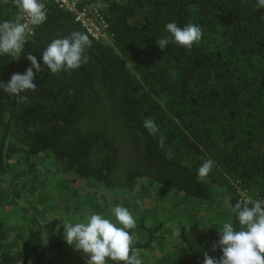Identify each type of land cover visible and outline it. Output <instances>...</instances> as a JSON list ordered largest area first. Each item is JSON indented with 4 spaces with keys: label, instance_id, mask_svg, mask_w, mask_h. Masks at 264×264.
Here are the masks:
<instances>
[{
    "label": "trees",
    "instance_id": "trees-1",
    "mask_svg": "<svg viewBox=\"0 0 264 264\" xmlns=\"http://www.w3.org/2000/svg\"><path fill=\"white\" fill-rule=\"evenodd\" d=\"M43 2L47 19L29 25L35 35L20 55H0L3 83L31 67L29 53L42 66L25 99L0 88V264H86L64 239V223L92 213L115 222L111 210L121 205L135 217L129 232L143 264L219 259V229L230 219L239 227L231 207L264 201V8L257 0H77L107 25L94 39L71 12ZM16 14L0 0V23ZM173 21L200 26L201 41L162 51L156 42ZM72 31L89 36L90 59L53 74L42 52ZM207 159L215 166L198 179ZM147 187L171 193L161 212L172 211L168 233L176 228L172 246L152 256L145 249L160 215L151 220L155 208L138 211L135 201Z\"/></svg>",
    "mask_w": 264,
    "mask_h": 264
},
{
    "label": "clouds",
    "instance_id": "clouds-1",
    "mask_svg": "<svg viewBox=\"0 0 264 264\" xmlns=\"http://www.w3.org/2000/svg\"><path fill=\"white\" fill-rule=\"evenodd\" d=\"M4 3H9V0H4ZM11 3L17 9V14L14 20L0 23V55L16 57L22 52L29 34L35 35L34 32L30 33L29 25L43 24L47 19V8L42 0H11ZM257 5L264 8V0H257ZM25 20L27 23L22 22ZM165 27L169 36L156 42L162 51L170 42L191 49L203 36L201 27L192 23L179 27L173 21ZM91 46L92 41L87 34L72 31L48 44L42 52V63L53 74L70 72L89 61L86 49ZM27 59L31 67L25 69L23 74L13 73L7 83L0 82V88L21 100L26 98L21 93L36 90V72L42 71L41 63L35 56L29 53ZM175 122L180 124L179 119H175ZM144 127L153 134L159 131L152 119H146ZM164 142V137H160L161 147ZM214 166L215 161L205 160L198 168V179L206 178ZM111 211L115 222L95 213L88 215L86 221L65 222L64 239L88 256L86 264H107V260L116 264H143L139 258L141 250L134 246L135 236L129 232L136 227L135 217L123 206H115ZM231 212L239 227L234 225L232 219L223 223L218 241L222 256L216 259L205 253L203 264H264V201L251 197L246 201L239 200L231 207Z\"/></svg>",
    "mask_w": 264,
    "mask_h": 264
},
{
    "label": "rangeland",
    "instance_id": "rangeland-1",
    "mask_svg": "<svg viewBox=\"0 0 264 264\" xmlns=\"http://www.w3.org/2000/svg\"><path fill=\"white\" fill-rule=\"evenodd\" d=\"M79 182L80 181L75 180V182L73 184L74 185L73 188H77L78 187L77 185ZM68 190H70V189H67L66 191H68ZM163 190L164 189L155 191L154 189L147 187V188L140 189L138 197L137 196L135 197V201L138 203L137 207H136L138 211L144 209V211L147 212L146 209L153 207L155 209H154V213L151 215V220H156L155 214L160 215V217H159L161 220L160 227L157 230H155L154 233L151 232V234L153 233V235H154L153 236L154 237L153 242H151V244H150L151 246L149 248L147 247V249H145V252L150 254L151 256H152V254L158 255L160 252L164 253L167 248H170V246H172V245H170V243L173 241L172 239H173L174 235L176 234V228L172 229V231L168 233V230H169L170 225H171L169 218L171 217L172 211L168 212L165 210V212H166L165 216H163L164 213L161 212L162 204H165L166 206H168L170 204V202L168 204V200L172 196L171 193H169L167 191H163ZM134 191H131V194H134ZM41 192H42L41 189H37V192H34V194L41 193ZM44 192L48 193V191H46V190ZM149 192H151V194H149V196H146L145 194H147ZM36 197H37V195H35V198ZM158 197H160L161 200H158L159 199ZM29 198H31L30 195H28L26 197V200L30 201ZM224 198H226V197H224ZM152 199L154 200V205L150 207V203H151ZM125 206L126 205H123V207H125ZM199 210H200V212H205V210L202 206L200 207ZM218 214L222 215V211L218 212ZM151 220L147 219L146 222H149ZM165 226H168L169 228L166 230ZM139 231H141V230L138 229V232ZM141 237L142 236H139V238H138L139 243L141 242ZM173 249H175V248H173ZM74 254L76 257L80 258L83 263L86 262L88 259L87 255L84 254L80 250L76 249V252ZM150 263H154V260L152 258L150 259Z\"/></svg>",
    "mask_w": 264,
    "mask_h": 264
},
{
    "label": "built area",
    "instance_id": "built-area-1",
    "mask_svg": "<svg viewBox=\"0 0 264 264\" xmlns=\"http://www.w3.org/2000/svg\"><path fill=\"white\" fill-rule=\"evenodd\" d=\"M46 1V0H42ZM55 3L59 8H63L72 13L73 19L85 29L91 38L97 39L106 35L105 27L107 26L103 18L93 8L87 11L86 8H77V0H48ZM44 3V2H43ZM27 23V20L22 21Z\"/></svg>",
    "mask_w": 264,
    "mask_h": 264
}]
</instances>
